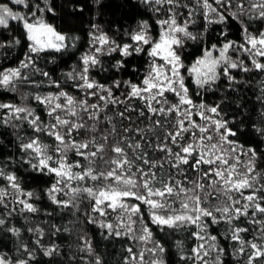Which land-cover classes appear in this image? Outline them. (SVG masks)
Instances as JSON below:
<instances>
[{
	"label": "snow or ice",
	"instance_id": "1",
	"mask_svg": "<svg viewBox=\"0 0 264 264\" xmlns=\"http://www.w3.org/2000/svg\"><path fill=\"white\" fill-rule=\"evenodd\" d=\"M11 2L28 11L15 12L7 4L0 3V26L8 28L10 20L19 22L30 43L18 67L0 72V87L11 92H16L21 84L40 87L43 81L30 80L22 71L31 68L34 74L47 77L49 84L59 88V83L53 81L48 72L37 67L39 54L75 47L79 37L57 31L44 19L46 11L54 14L49 0H41L43 7L39 3L29 4L28 0ZM140 2L150 12L164 17L155 21L161 29L158 38L151 36V25L146 20L127 33L131 43L123 44L93 24L89 52L81 57L80 71L66 74L68 79L76 81L75 87L83 91L81 98L63 90L44 96L33 94L32 98L44 105L47 115L52 117L48 124L26 105L0 103V110H6L0 117V124L17 129L27 123L34 133L54 138L57 143L50 153V146L42 143L38 135L27 138V142L24 137H18L21 141L19 147L28 157L24 162L35 171L56 177L46 189L53 204L61 209L72 207L78 210L80 200H87L90 212L85 216L89 223L105 229L108 236L143 242L144 247L138 253H134L132 247L127 248L130 254L127 260L133 264H168L165 259L167 249L154 239L149 222L160 232L194 229L188 232L197 241L190 253L183 252L182 242L175 245L184 264L189 261L210 264V257L212 264H223L225 248L219 245L218 236L210 232L213 226L221 224L227 226L223 238L237 245L232 255L240 256L244 264H264V219L257 218V214L264 216V183L261 182L264 173L257 171V149L245 148L230 139L237 136L239 126L236 130L229 127L234 121L225 118L220 104L208 105L203 100L195 102L181 73L185 69L198 89L208 90H212L221 77L230 87L241 83L232 74L233 70L264 73V31H249L253 19L264 21V0H247V7L245 0ZM96 3L99 4L100 0ZM181 9L186 10V16ZM77 10L82 12L83 7ZM197 16L203 21V31L198 34L189 30L197 23ZM230 21L240 26L243 43L228 39ZM213 24L225 25L219 34L223 42L204 48L203 56L186 68L179 54L185 41L203 40L208 26ZM18 44L20 40L13 38L7 45L0 43V48ZM145 45L149 46L147 55L152 59L139 83L113 80L111 84H103L90 78V70L101 65V56L119 52L122 59L113 66L118 72L125 67V59L144 52ZM230 52L237 54V58L233 59ZM239 53L246 54L245 58H239ZM157 58L163 63H157ZM245 59H250L251 67ZM169 93L175 97V103L168 99L166 94ZM194 94L199 96L200 92ZM258 99L264 102V96ZM121 106L123 110L108 115V111ZM132 114L147 120L148 124L133 127ZM105 124L107 127H102ZM253 128L264 137V127L253 125ZM149 150L162 156L152 158ZM69 152L80 159L69 162ZM241 155L247 160L241 161ZM0 178L6 179L14 190L15 202L23 206L21 211H39L29 202L34 193L24 191L15 173L6 171V165L0 166ZM72 182H76L75 186ZM9 195L8 188H0V205L8 207L5 197ZM129 198L140 203H129ZM141 204L147 206L149 222L144 221ZM113 214L114 222L101 219ZM241 218L258 226L254 229L258 235L252 240H246L242 235L248 233L249 228L239 226ZM5 223L6 220L0 217V226ZM53 227L55 232L60 231ZM7 231L19 234V229L14 227ZM29 231L44 235L40 228ZM36 243H40L39 239ZM22 247L28 258H18L15 264H29L34 258L26 245ZM81 250L92 253L91 241L86 239ZM146 252L148 260H145ZM55 254H58V246L44 248V255L51 257ZM0 264L13 262L0 254ZM95 264H101L98 256Z\"/></svg>",
	"mask_w": 264,
	"mask_h": 264
},
{
	"label": "trees",
	"instance_id": "2",
	"mask_svg": "<svg viewBox=\"0 0 264 264\" xmlns=\"http://www.w3.org/2000/svg\"><path fill=\"white\" fill-rule=\"evenodd\" d=\"M28 2L29 4L39 3L41 7L44 6L41 0H28ZM49 2L54 9V14L46 11L44 19L53 24L57 31L69 36L79 37L75 41V47H69L61 52L49 50L39 54L37 67L48 72L51 79L59 83L60 87L57 88L49 84L47 77L34 74L31 68L22 71L29 75L30 80L43 81L40 87L36 88L21 84L17 86L16 92L0 87V103L26 105L34 109L35 114L40 116L41 121L45 124L51 122L52 117L47 115L46 107L35 101L32 95L57 94L60 90H63L78 99L81 98L83 91L77 89L75 87L76 81L68 79L66 74L73 70L75 72L80 71L81 57L89 52L90 32L93 30V24L99 25L117 43L123 44L131 43L127 33L137 29L139 22L145 20L151 25L150 34L153 38H156L160 33V27L155 21L164 18L162 15L150 12L140 0H100L99 4L96 3V0H49ZM185 2L189 3L190 0H185ZM0 3L7 4L13 10L19 12L26 13L28 11L22 5L13 4L11 0H0ZM80 7H83L82 12L77 10ZM245 7H247V0H245ZM181 11H184L185 16L187 15L186 10L181 9ZM37 15L40 14L37 13ZM196 20L197 23L191 26L189 30L198 34L203 31V21L199 16L196 17ZM245 23H248L246 18ZM222 28H225V25H210L203 40L185 41L179 54L186 68H190L198 58L203 56L204 48L223 42L219 35ZM249 31L253 33L264 31V21L253 19ZM227 32L228 39L243 43L240 26L235 21H230ZM13 38L19 39L20 44L0 48V72L4 69L18 67L20 61L24 59V54L28 51L30 42L27 40L22 25L17 21L10 20L8 28L0 26V43L7 45ZM144 49V52L126 58L125 67L118 72L113 66L118 60L122 59L119 52H113L110 56H101V65L90 70V78L103 84H111L113 80H131L133 83H139L151 63V58L147 55V47H144ZM229 54L233 56V59L237 58V54L231 52ZM238 55L242 59L246 56L244 53ZM33 57L36 58V54H33ZM245 63L251 67L250 59H245ZM232 74L241 83L233 84L230 87L228 82L221 77L213 89L208 90L198 89L192 82L193 77L185 69H182V75L185 76V83L189 87L193 100L197 103L203 100L208 105L220 104L225 118L234 121V124L230 123L229 127L236 130V127L239 126L237 136L230 137V139H235L245 148H256L258 152L257 171L264 173V137H261L253 128V125L264 127V102L258 99V97L264 96V92H262V89H264V73L258 71L242 73L233 70ZM121 91H126V89H121ZM196 92H200V95H195ZM166 95L171 102H176L172 94ZM93 100H90V102H93ZM137 103L139 102L137 101ZM116 110H123V108L121 106L118 109H111L108 111V115H113ZM5 111L0 110V117L4 116ZM132 118L135 121L133 127H144L148 124L147 120L137 117L136 114H132ZM196 119L198 122L203 123L199 121V118ZM124 123L127 126L128 122L125 121ZM102 127H107V125H102ZM36 135L39 136L42 143L50 146L49 152L51 153V148L57 143L53 137L43 133H34L27 123L17 129L0 124V166L6 165L7 172L15 173L24 191L34 193V197L29 202L39 209L36 213L21 211L23 206L15 202L14 190L10 188L6 179L0 178V188H8L10 193L9 196L5 197V204L8 207L0 205V217L6 220V223L0 226V254L5 255L15 264L18 258H28L27 252L22 247L26 245L34 257L29 260V264H95V257L97 256L100 258L101 264H133L132 261L127 260L130 255L127 248L132 247L133 252L138 253L144 247L143 242L134 241L129 237L108 236L105 229L89 223L85 216L86 212H90V204L87 200H80L78 210L72 207L61 209L51 202L46 194V189L55 182L56 177L52 174L33 170L24 162L28 157L19 147L21 141L18 140V137H24V142H27V138ZM77 138L79 139V137ZM149 156L159 159L162 154L159 152L153 154L149 150ZM77 159L80 158L75 156L73 152L68 153L69 162ZM9 160L12 162L8 163ZM246 160L247 157L241 155V161ZM74 171H79V169H74ZM194 175L193 173L192 176ZM261 182L264 183V181ZM72 183L75 186L76 182ZM58 198L61 197L58 196ZM63 198L66 199L67 197ZM129 203L140 202L129 198ZM13 208L16 210L12 211ZM141 211L144 221L149 222L147 206L141 204ZM9 212H11V215H8ZM257 218L264 219V216L257 214ZM101 219L114 222V214ZM53 226L59 228L60 231L55 232ZM149 226L152 228L154 239L167 249L165 259L168 264H184V261L180 260L179 250L175 245L178 241L182 242L183 252L190 253V249L197 241L189 236L188 232L194 229L189 228L188 230L175 232L166 229L164 232H160L150 222ZM239 226L249 228L248 233L242 234L246 240H252L254 236L258 235L254 231L258 226L246 223L244 218H241ZM9 227L19 229V234L16 235L7 231ZM136 227H139V225ZM36 228L42 229L44 235L40 236L35 231H29V229ZM65 228L68 231H64ZM226 229L227 226L224 224L215 225L210 229L213 235L218 236L219 245L225 248V253L222 256L223 264H244L240 256L232 255L237 245L223 238ZM37 239L40 241L39 244L36 243ZM86 239L91 241L92 253L81 250L85 247ZM52 245L58 246V254L51 257L44 255V248ZM211 255L214 256L215 254L212 253ZM209 260L212 264L211 257ZM188 264H192V262L189 261Z\"/></svg>",
	"mask_w": 264,
	"mask_h": 264
},
{
	"label": "rangeland",
	"instance_id": "3",
	"mask_svg": "<svg viewBox=\"0 0 264 264\" xmlns=\"http://www.w3.org/2000/svg\"><path fill=\"white\" fill-rule=\"evenodd\" d=\"M13 11H15V12H19V11H16V10H13ZM160 31H161V29H160ZM152 36V35H151ZM159 36V35H158ZM158 36L156 37V38H158ZM145 48L147 47V49L149 50V46H147V45H145L144 46ZM152 59V58H151ZM157 63H163V61L161 60V59H159V58H157ZM195 63V62H194ZM181 73H182V70H181ZM149 259V256H148V254L147 253H145V260H148Z\"/></svg>",
	"mask_w": 264,
	"mask_h": 264
}]
</instances>
